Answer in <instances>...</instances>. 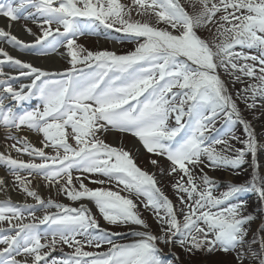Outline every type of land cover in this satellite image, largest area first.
Returning a JSON list of instances; mask_svg holds the SVG:
<instances>
[{
	"label": "snow or ice",
	"instance_id": "obj_1",
	"mask_svg": "<svg viewBox=\"0 0 264 264\" xmlns=\"http://www.w3.org/2000/svg\"><path fill=\"white\" fill-rule=\"evenodd\" d=\"M197 4L200 9L190 14L180 0L0 2V17L9 21V30L0 27V41L42 56L65 49L69 63L63 73H50L0 46V127L14 141L0 152V165L11 172L12 186L35 201L0 200V264H173L161 244L178 245L189 256L226 258L214 264H264V178L254 174L221 191L201 167L239 169L259 147L237 100L247 109L264 108V0H191L190 7ZM21 19L39 29L25 26L31 43L10 30ZM213 22V39L198 35ZM101 28L123 32L137 46L118 55L78 43ZM220 70L244 85L235 99ZM20 77L30 82L15 86ZM34 99L36 106L23 107ZM237 124L247 133L244 148L230 143L239 139L232 134ZM30 131L42 135V146L29 141ZM112 132L138 138L148 153L170 162L168 174L179 173L172 184L178 205L129 151L106 142ZM13 150L30 159L13 157ZM36 178L81 203L46 200L32 186ZM85 180L101 187L90 188ZM113 182L118 190L104 187ZM7 188L0 177V192L7 195ZM247 193L258 197L252 210L243 199ZM83 201L93 202L108 225L139 226L131 229L136 239L116 242L119 233L106 229ZM141 208L151 213L159 234ZM63 246L71 252L53 258Z\"/></svg>",
	"mask_w": 264,
	"mask_h": 264
},
{
	"label": "rangeland",
	"instance_id": "obj_2",
	"mask_svg": "<svg viewBox=\"0 0 264 264\" xmlns=\"http://www.w3.org/2000/svg\"><path fill=\"white\" fill-rule=\"evenodd\" d=\"M124 3H129L130 0H122ZM180 3L184 5V7L189 11L190 14L194 13L195 11H198L200 9V5L197 4L196 8L193 9L190 7L191 0H180ZM134 19H140V17H135ZM25 26L31 28L34 32L39 33V29L36 25H27ZM163 27V25H160ZM215 29L216 25L215 22L212 24L208 25L206 28H199L197 29L198 35H200L202 38L205 39H213L215 35ZM120 33V32H118ZM121 36V35H120ZM34 39V38H33ZM33 41V40H32ZM31 41V42H32ZM29 42V43H31ZM78 43L84 45L85 48L91 50V51H112L115 52L118 55H123L127 54L135 49L136 42L133 40V43L129 44H124L114 46L112 42L106 41V40H95V39H81L78 40ZM239 50V49H237ZM58 52H63V54H56L54 57L59 58V64L60 67L56 66V70H49L50 73H63L68 67V57L65 49H58ZM253 54H255L253 52ZM39 57V56H36ZM41 59L47 58L45 56H40ZM28 62V61H25ZM43 69V68H42ZM220 74L222 79H224L227 83V86L229 88V91L232 93L233 98L235 99L236 96V91L244 87L243 84L234 82L227 74L223 72V70H220ZM247 80V78H245ZM237 104L239 108L241 109L242 116L251 124L252 128L255 130L256 138L258 141V149L255 154V157H253L250 153L246 156L245 158V163L241 165L239 169H232V168H216V169H209L206 166H201L203 167L204 173H207V175L211 178H213L216 182V184L219 186L220 190L223 191L225 190L226 186L229 184H245L249 182L254 174H258L260 177L264 178V115L261 113H264V108L257 107L255 110L247 109L246 106L239 100H237ZM172 125H174V120L173 122H170ZM222 125V121H217L216 127L220 128ZM28 136V139L31 143H33L36 147H40L41 145V139L42 135L37 134L35 132H26L25 133ZM233 135L238 137L239 139L237 140H230V143L234 146V148H244L245 145L242 143L243 140L247 139V133L244 131V127L241 124H237L233 128ZM215 135V133H213ZM106 142L112 144L113 146H123L125 150L129 151L133 158L135 159L137 165L149 172V173H154L155 178L158 181V185L161 187V189L164 191V193L173 200L175 204H179L177 197H176V192L172 188V184L178 179L179 173L169 175V167H170V162L160 156H155L153 154H150L144 149L142 142L139 141L138 138L133 137L130 134H121L119 132H112L106 135L105 137ZM5 147L8 150V146L14 141L6 138L5 140ZM136 142L138 146H135L133 142ZM223 146L218 145L217 148H222ZM139 148V149H137ZM5 150V149H4ZM6 150V151H7ZM46 151H51L50 149H46ZM13 157L16 158H21L24 160H29L30 158L27 155L20 156L17 154L14 150L11 151L10 153ZM228 155H232L233 153H226ZM155 159L159 163L157 165H152L149 163L150 160ZM38 162V161H37ZM197 175H200L199 170L196 172ZM76 175V173H74ZM98 177H92V179H97ZM9 184L12 185L13 181V176L8 178ZM75 182V181H74ZM88 187L90 188H97L101 187V185L98 184H92L89 183L88 180L84 181ZM34 188L39 192V194L44 197L46 200L48 198H52L58 203H64L69 206L77 207L81 202H73L69 200L66 196L57 193L55 188H49L45 182L42 180V178H36L33 181ZM104 187H113V190H118L114 187V182L112 185H104ZM14 188V193L23 201L24 203L27 204H35V201L30 198L26 197L25 194H23L21 191L18 190V188ZM122 195H127V193L122 192ZM0 200H4L8 197L9 195H5L4 192L0 193ZM18 198V199H19ZM133 199H137L136 197H132ZM142 199V198H141ZM243 199L247 200L249 203V210H252L256 207L258 203V197L255 193H248L247 196H243ZM83 203L87 204L89 208L92 209V212L97 216L98 219H100L101 224L111 232L119 233V235L115 236L114 239L118 243H130L136 237L132 233L131 229H139V226H124V227H116V226H111L108 225L106 222L102 220L100 217V214L98 212V209H96L95 205L93 202L90 201H83ZM49 211H56L55 209H50ZM141 213H142V218H144L151 226V231L154 234H159V226L155 223L153 220V217L151 213L145 211L143 208H141ZM44 213L41 210L36 211V216L37 217H42ZM27 222V221H25ZM3 227L7 228L8 225L5 223L2 225ZM42 227H47V225H42ZM129 235V236H127ZM0 247H3L0 245ZM160 247L163 249V255L166 259H172L173 264H214V262L218 261H223L226 258L222 254H215V255H206L202 253H197L195 256H189L185 251H183L178 245L174 246H165L163 244L160 245ZM64 248V249H63ZM62 250L61 248L58 247L56 252L52 253L53 258H58L62 257L64 254H62V251L64 252H71V249H69L67 246H63ZM107 248V245H105V249ZM86 250H93L91 248H86ZM104 250V249H101ZM247 264V261L245 262Z\"/></svg>",
	"mask_w": 264,
	"mask_h": 264
},
{
	"label": "bare ground",
	"instance_id": "obj_3",
	"mask_svg": "<svg viewBox=\"0 0 264 264\" xmlns=\"http://www.w3.org/2000/svg\"><path fill=\"white\" fill-rule=\"evenodd\" d=\"M7 23L5 20L3 19H0V27H7ZM14 24L11 25V28L10 30L15 34L17 35L19 38L21 39H24V41L26 42V40L28 38L24 37L23 33H25L21 28H18V27H15L13 26ZM5 49L7 51H9L8 48L5 47ZM14 55H16L15 53H12ZM63 54V53H62ZM59 58H56V57H51V58H48V59H40V60H33V59H27L28 61H32L33 63L36 64L37 67H40V68H43V69H48V70H55L57 69L56 66H59ZM2 135L0 134V152H6V148H5V145H4V138L1 137ZM135 146H138L137 143L134 141L133 142ZM5 149V150H4ZM139 149V148H137ZM140 151V149H139ZM0 177H3L4 178V174H1L0 173ZM7 194L11 197L12 200H20V199H17L19 198L14 192L13 190L8 186L7 188Z\"/></svg>",
	"mask_w": 264,
	"mask_h": 264
}]
</instances>
